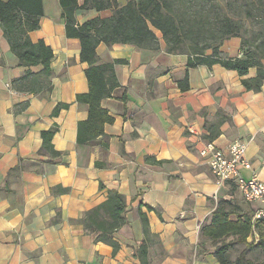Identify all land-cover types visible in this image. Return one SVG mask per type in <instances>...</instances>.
Listing matches in <instances>:
<instances>
[{"label":"crops","instance_id":"1","mask_svg":"<svg viewBox=\"0 0 264 264\" xmlns=\"http://www.w3.org/2000/svg\"><path fill=\"white\" fill-rule=\"evenodd\" d=\"M81 12L79 24L99 16L89 12L86 19ZM65 26L60 0H44L40 29L29 37L54 52L49 97L18 89L20 79L41 67L20 66L0 26V264H140V205L155 209L141 208L160 241L151 248L152 264H219L210 242L199 246L201 227L220 201L232 205V220L255 215L257 207L244 201L234 183L217 185L200 149L211 141L227 153L233 142L245 141L250 168L241 167L240 174L264 182V84L256 93L220 65L189 68L188 55L168 54L158 31L153 49L102 43L101 64L123 61L116 65L120 86L102 101L114 123L105 126L104 137L79 145L78 125L88 118V106L76 97L89 91L88 64ZM220 52L243 58L241 39L226 40ZM257 72L250 68L245 78ZM186 76L189 88L183 90ZM24 104L29 105L19 110ZM58 104L69 108L53 117ZM54 126V149L64 154L57 164L39 154L42 132ZM109 191L124 195L128 204L127 224L115 235V256L80 224L107 201ZM252 252V259L260 254Z\"/></svg>","mask_w":264,"mask_h":264},{"label":"trees","instance_id":"2","mask_svg":"<svg viewBox=\"0 0 264 264\" xmlns=\"http://www.w3.org/2000/svg\"><path fill=\"white\" fill-rule=\"evenodd\" d=\"M215 1V0H214ZM212 0H60L62 18L65 21L66 36L78 39L81 44V61L88 64L86 77L89 91L76 97L78 104L88 106V118L78 125L77 143L86 145L104 137L106 125L114 123V118L102 107V101L110 98L120 84L116 75V65L123 61L116 60L100 63L97 48L100 44H131L139 49H153L158 45L156 31L162 34L166 42L168 54L188 55V67H212L220 65L229 72H234L242 79V84L249 91L260 92L264 84V56L261 45L243 58H226L221 55L220 48L231 38H238L244 26L227 15L216 16L214 29L204 26L203 17L198 7ZM77 11L111 12L110 16L90 19L79 24ZM201 17H200V16ZM44 17V0H0V26L16 55L19 65L26 68L41 67L38 74L28 72L17 82L20 91L45 95L49 97L53 90L52 61L54 52L44 41L32 42L31 32L40 29V21ZM208 34V35H207ZM193 52L188 53L187 50ZM256 67L257 76L247 79L249 69ZM183 90L189 88L188 76L180 82ZM29 104L18 107L25 110ZM68 104H58L52 116L56 117ZM58 131L54 126L42 132L40 155H50L47 162L59 163L64 154L54 149L52 140ZM108 149V144H102ZM98 166H100L98 164ZM60 191L66 192V189ZM150 212L151 206L140 205L138 215L142 223L143 240L136 251L140 264H152L151 248L160 244L158 235L152 233L149 218L141 208ZM232 205L220 201L212 213L208 223L201 227L202 242H210L213 255L219 264H264V259L249 258L247 254L253 250L264 254V219L254 220V215H245L232 220ZM128 204L126 197L117 191H109L105 203L85 214L80 221L86 234L94 238V242H103L113 248L115 256L120 244L115 235L126 224ZM242 246L237 253L236 248ZM243 250V251H242ZM260 256V254H258Z\"/></svg>","mask_w":264,"mask_h":264},{"label":"built area","instance_id":"3","mask_svg":"<svg viewBox=\"0 0 264 264\" xmlns=\"http://www.w3.org/2000/svg\"><path fill=\"white\" fill-rule=\"evenodd\" d=\"M190 133L199 136L193 128ZM248 145L245 141L233 142L228 152L219 149L214 142H204L200 149V155L207 160L212 174L219 186L227 183H234L241 193L244 201L257 207L254 220L264 219V182L253 177L244 179L240 174V168H250V164L245 159Z\"/></svg>","mask_w":264,"mask_h":264},{"label":"rangeland","instance_id":"4","mask_svg":"<svg viewBox=\"0 0 264 264\" xmlns=\"http://www.w3.org/2000/svg\"><path fill=\"white\" fill-rule=\"evenodd\" d=\"M82 2L83 1L81 0L80 3ZM198 8L199 9L197 13L200 12L199 14H201L202 17L204 12L206 13V16L204 19H202V22L208 29H214L216 27V16L227 15L235 21H239L244 26L241 36L238 37L241 39L244 52L248 54L252 51H255L256 42L257 44L261 45V49H263L264 52V0H212V2L205 3L202 7L200 6ZM89 12H92L91 16L98 14L99 16L107 17L111 14V12ZM89 12H81V15L87 19L90 17L88 16ZM157 33L159 36H162L161 33ZM187 52L191 53L193 50L188 49ZM261 62L264 65V56H262ZM241 248L242 246L236 248L237 253ZM254 251L256 250H253V252ZM253 252L251 255H253ZM263 259L264 254L262 251H260V256L258 255L257 260L261 261Z\"/></svg>","mask_w":264,"mask_h":264}]
</instances>
